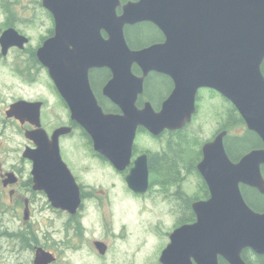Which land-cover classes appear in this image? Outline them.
<instances>
[{
    "label": "water",
    "instance_id": "obj_1",
    "mask_svg": "<svg viewBox=\"0 0 264 264\" xmlns=\"http://www.w3.org/2000/svg\"><path fill=\"white\" fill-rule=\"evenodd\" d=\"M62 1V15L70 18L63 32L66 28L88 32L89 41H74V49L63 44L60 62V44L54 37L40 49V59L68 103L71 118L117 169L130 163L139 127L158 136L190 122L201 87L213 88L230 100L248 129L264 142V0H139L126 4L120 16L116 14L120 0ZM144 20L154 22L166 40L132 49L124 26ZM103 22L110 34L107 41L100 37ZM135 64L142 68V76L133 72ZM103 66L112 71L105 94L120 113L105 112L90 86L89 70ZM152 70L168 74L175 84L158 111L150 102L142 108L136 105L144 77ZM40 112L41 102L20 99L10 104L6 115L40 127ZM70 130L57 129L52 141L41 128L28 133L36 147L26 148L24 157L33 161L35 188L44 190L54 206L76 211L82 201L80 186L59 144V136ZM226 134L223 130L203 145L197 166L210 198L193 204L195 222L182 224L170 234L161 264H220V258L229 264H249L242 255L247 248L264 255V211L253 209L240 187L245 184L264 195V147L234 161L225 148ZM127 183L136 192L148 189L146 155L135 159ZM52 260L51 254L38 249L35 264Z\"/></svg>",
    "mask_w": 264,
    "mask_h": 264
},
{
    "label": "flooded vegetation",
    "instance_id": "obj_2",
    "mask_svg": "<svg viewBox=\"0 0 264 264\" xmlns=\"http://www.w3.org/2000/svg\"><path fill=\"white\" fill-rule=\"evenodd\" d=\"M137 1L139 0H120L116 7V14L118 16L122 15L126 4ZM62 3V0H0V64L5 66L9 64L13 68L14 74L23 82L30 86L43 88L49 93L48 98L39 96L36 99H26L41 102L40 127L34 125L30 120L21 122L15 117L12 118L15 123L19 124L20 130L24 134L27 142L25 149L36 147L35 141L28 136V133L31 134L38 128L44 130L50 141L53 140V135L57 129L63 126L71 128L70 132L59 136L60 151L64 162L80 186L82 201L76 211L54 206L44 190L35 188L32 173L33 161L28 157H24L23 154L21 158L25 164L23 167L14 164L10 169H5L0 163V264H35L38 249H42L43 252L53 256V260L48 264L68 263L67 256L70 250L74 258V264H94L95 259L98 261L105 260L115 250H122L129 254L138 253L137 236L135 238L131 236L132 226L137 231L134 218L138 222V198H149L152 199L151 201L155 203V206L160 203L161 207H169L167 211L162 213L176 216L173 230L171 232L163 231V235L167 234L170 241V234L177 227L197 220L193 204L210 198L208 184L197 166L203 158V145L213 140L219 132L227 130L224 138L226 148V137L233 132V129L230 130L224 127V123L228 118L227 109L223 111L222 108L217 107L218 122L212 137L205 140H201L196 136L190 137L187 129L200 112L202 99L204 98L203 91H209L211 97L212 95L214 98L218 97L220 101L222 99L227 101L228 105L235 107L239 113L236 106L217 90L210 87H201L197 94V109L190 122H187L180 129H165L158 136L151 134L143 127H139L137 134L145 133L151 140L159 141V147L156 149L144 148L145 146L140 147L135 140L130 163L122 170L117 169L107 158L94 149L88 133L71 118L68 103L63 98L62 92L52 78L49 69L40 59V49L54 37L60 44L58 49L60 53L57 57L60 62H62L63 44H67L69 49H74V41L81 43L89 41L90 34L88 32H73L72 29L69 32L66 27L63 32V26L69 24L70 18L62 15ZM50 6L55 8V12L51 10ZM138 26L149 27L156 36L154 40L134 48L129 43L128 29L129 27ZM100 27H103L100 29V37L104 41L109 40L110 34L104 28L106 27L105 22ZM124 34L128 45L132 49L163 43L166 40L164 32L154 22L148 20L126 24ZM100 71H103V74ZM262 71L264 73V61ZM133 72L138 76L143 75L142 68L136 64L133 66ZM42 73H44L43 77L41 76ZM111 78L112 71L105 66L93 67L88 73L92 91L104 111L120 113V107L105 94V87ZM163 80L166 81L164 90L168 91L164 93L163 90L158 95L156 89L158 83L161 84ZM174 86V80L168 74L155 70L150 71L144 77V90L138 95L137 107L142 108L147 102H150L156 111L160 110L162 103L171 94ZM57 107L67 109L69 112L67 122L62 123L60 117H52V113H55ZM241 126L244 127L243 131L248 129L245 121L244 125ZM78 132L81 133L86 139L87 145L90 146L91 155L108 163L112 175L118 177L121 181L119 185L113 183L109 187L110 192L109 189L105 188L100 191L92 184L85 182L82 179L84 178L83 171L81 170V174L77 173L69 164L67 157H64L65 147L63 141L72 139ZM181 136H185L189 147L193 148L191 156L189 153L183 154L179 151V148L184 144L179 141ZM261 141L262 144L255 148L264 147V142L262 139ZM244 154L236 159L230 158L238 161ZM140 155L147 156L149 167V187L145 192H136L127 183V176L131 171V167ZM9 173H12L13 176L9 177ZM189 184L194 185L193 191L189 190ZM117 186L119 192L133 199L129 200L130 204L124 205L123 215L125 220L122 223L118 222L117 210L111 198L112 189H116ZM240 187L243 194L244 187L250 186L241 184ZM136 206L137 212L133 211L132 208ZM132 214H134V217H132ZM132 241H135L137 245L132 248L133 251L126 250L132 246ZM101 248H105L104 252ZM245 252L252 261L258 255H262L249 248L243 250L242 255ZM222 259H219L220 264Z\"/></svg>",
    "mask_w": 264,
    "mask_h": 264
},
{
    "label": "rangeland",
    "instance_id": "obj_3",
    "mask_svg": "<svg viewBox=\"0 0 264 264\" xmlns=\"http://www.w3.org/2000/svg\"><path fill=\"white\" fill-rule=\"evenodd\" d=\"M43 74L41 76L43 77ZM168 90H164L166 93ZM204 98L199 114L195 120L189 125L187 131L190 137H199L201 140L212 137L214 130L217 127L218 117L216 116L217 107L226 111L227 101H220L218 97L214 96L209 91H203ZM39 96L49 97L47 90L38 88L34 85H29L17 77L13 68L8 64L7 66L0 64V163L5 169H10L14 164L24 166L22 162V153L25 149L26 140L23 132L19 128V124L11 117L6 115V110L9 105L18 99H36ZM52 117H60L62 123L68 121L69 112L65 107L55 108V113ZM13 120V121H12ZM243 126H238L233 129L232 133L242 132ZM136 143L140 147L156 149L160 142L151 140L145 133L137 134ZM65 158L77 173L81 174L83 171L85 182L92 184L101 191L102 188L109 189L115 183L119 185L121 181L118 177L112 175L111 167L105 161L98 159L91 155L90 146L87 145L86 139L78 132L72 139L63 141ZM89 147V149H88ZM90 150V151H89ZM63 154V155H64ZM71 160V161H70ZM194 185L189 184V190L193 191ZM116 189H112L111 198L115 204L118 216V222L122 223L125 220L123 215L124 205L130 204L128 195H123ZM115 192V194H114ZM152 199L138 198V222L134 218V223L137 224V231L132 225V237H136L138 241V253L129 254L122 250L112 252L106 262L105 260L98 261L95 259L94 264H161L159 261L161 251L169 243L168 235H163L164 232H171L176 222V216L163 214L169 207H161L159 203L155 206ZM134 203V202H132ZM133 211L137 212V206L132 207ZM163 208V209H162ZM134 217V214H132ZM128 220V218H126ZM129 221V220H128ZM164 231V232H163ZM130 247L126 250H132L137 243L131 242ZM68 260L66 264H74L71 250L68 251ZM80 262V261H79Z\"/></svg>",
    "mask_w": 264,
    "mask_h": 264
},
{
    "label": "trees",
    "instance_id": "obj_4",
    "mask_svg": "<svg viewBox=\"0 0 264 264\" xmlns=\"http://www.w3.org/2000/svg\"><path fill=\"white\" fill-rule=\"evenodd\" d=\"M129 43L132 47H138L143 44H146L149 41L155 39L156 34L152 29L146 26H138V27H129ZM103 74V71H100ZM159 81L161 79H158ZM160 83V82H159ZM158 83V88L156 89L157 94L159 95L161 91L164 90L166 86V81L163 80L161 84ZM155 91V90H154ZM228 118L226 123H224V127L227 129H234L235 127L244 125V120L239 115L235 107L228 105ZM237 118H236V117ZM238 134H228L226 137V148L232 159H236L245 152L251 150L252 148L259 147L262 144V141L257 133L245 129L243 133L237 132ZM184 144L179 148L181 153H189L192 155L193 148L189 147V144L186 140L185 136H181L180 140ZM192 143V141H191ZM179 155V154H178ZM262 172L264 174V167L262 168ZM244 197L247 203L256 211H264V196L255 188L252 187H244L243 189ZM244 258L250 264H264V255H258L255 260H251L247 254V252L243 253ZM221 264H228L225 260H221Z\"/></svg>",
    "mask_w": 264,
    "mask_h": 264
},
{
    "label": "bare ground",
    "instance_id": "obj_5",
    "mask_svg": "<svg viewBox=\"0 0 264 264\" xmlns=\"http://www.w3.org/2000/svg\"><path fill=\"white\" fill-rule=\"evenodd\" d=\"M18 100H20V99H18ZM18 100H16V101H18ZM16 101H15V102H16ZM25 150H26V149H24V151H25ZM24 151H23V153H22V154H23V156H24Z\"/></svg>",
    "mask_w": 264,
    "mask_h": 264
}]
</instances>
